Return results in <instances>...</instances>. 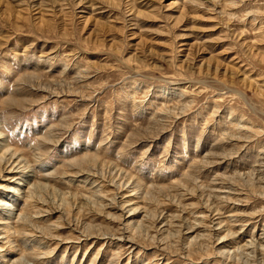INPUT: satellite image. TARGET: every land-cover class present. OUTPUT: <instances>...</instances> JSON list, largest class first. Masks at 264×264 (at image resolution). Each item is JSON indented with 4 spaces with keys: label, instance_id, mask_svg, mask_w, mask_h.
<instances>
[{
    "label": "rangeland",
    "instance_id": "1",
    "mask_svg": "<svg viewBox=\"0 0 264 264\" xmlns=\"http://www.w3.org/2000/svg\"><path fill=\"white\" fill-rule=\"evenodd\" d=\"M1 154L0 264H264V0H0Z\"/></svg>",
    "mask_w": 264,
    "mask_h": 264
},
{
    "label": "bare ground",
    "instance_id": "2",
    "mask_svg": "<svg viewBox=\"0 0 264 264\" xmlns=\"http://www.w3.org/2000/svg\"><path fill=\"white\" fill-rule=\"evenodd\" d=\"M13 155L14 154H12V155H9V157H7L6 158V165H9V166H11L12 164L14 165V163H16V161H14V160H11V158H13ZM4 158V156H3V154H1L0 155V163H1V161H2V159ZM10 162V163H9ZM12 167V166H11ZM19 184V183H18ZM31 192V191H30ZM29 192V193H30ZM32 195L31 194H29V195H27V197L28 198H26V200H25V202H24V206H28V204L26 203V201L31 197ZM32 198V197H31ZM32 201V200H31ZM34 201V200H33ZM5 207L3 208V209H5V208H8L7 206H9L8 204H7V202H5L4 204H3ZM30 207H31V209L33 210V212L34 213H40L39 211H37V210H39V209H37L36 207V205H30ZM13 210V208H11V210L10 211H12ZM41 210V209H40ZM44 211H46V210H44ZM46 212H50V211H46ZM20 213H22V212H20ZM24 214V213H23ZM25 216L26 217H24V215H22L21 217H22V220L21 221H19V219H18V215H17V224H23V223H25L26 221H29V222H32V221H35V220H33V219H35V215H31V216H28L27 214H25ZM33 218V219H32ZM224 240V239H223ZM222 242H224V241H222ZM250 244H254L253 242H250ZM247 246V245H246ZM252 246V245H251ZM255 246V245H254ZM253 247V246H252Z\"/></svg>",
    "mask_w": 264,
    "mask_h": 264
}]
</instances>
